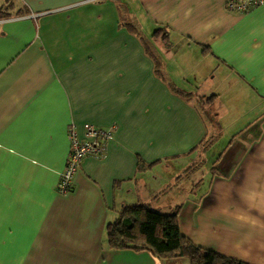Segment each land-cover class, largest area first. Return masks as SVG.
Listing matches in <instances>:
<instances>
[{
    "label": "crops",
    "instance_id": "1",
    "mask_svg": "<svg viewBox=\"0 0 264 264\" xmlns=\"http://www.w3.org/2000/svg\"><path fill=\"white\" fill-rule=\"evenodd\" d=\"M227 1L0 0V264H185L108 248L137 204L264 264V6ZM70 125L114 133L62 194Z\"/></svg>",
    "mask_w": 264,
    "mask_h": 264
},
{
    "label": "trees",
    "instance_id": "2",
    "mask_svg": "<svg viewBox=\"0 0 264 264\" xmlns=\"http://www.w3.org/2000/svg\"><path fill=\"white\" fill-rule=\"evenodd\" d=\"M157 34L163 32H154ZM166 38V35L162 37V41ZM203 102H198L201 109ZM180 209L178 206L167 214L145 204L125 206L117 218L106 225V245L112 251H145L161 262L188 259L189 264H245L196 246L185 238L179 228Z\"/></svg>",
    "mask_w": 264,
    "mask_h": 264
},
{
    "label": "built area",
    "instance_id": "3",
    "mask_svg": "<svg viewBox=\"0 0 264 264\" xmlns=\"http://www.w3.org/2000/svg\"><path fill=\"white\" fill-rule=\"evenodd\" d=\"M226 3L229 11L239 14H246L259 6H264V0H229ZM68 128L70 155L65 169L61 173V181L58 185L59 191L62 194L73 188L75 173L84 159L91 157L99 160L105 155L107 144L111 141L114 133L113 127L105 129L86 125L84 138L79 139L77 128L73 125H70Z\"/></svg>",
    "mask_w": 264,
    "mask_h": 264
},
{
    "label": "rangeland",
    "instance_id": "4",
    "mask_svg": "<svg viewBox=\"0 0 264 264\" xmlns=\"http://www.w3.org/2000/svg\"><path fill=\"white\" fill-rule=\"evenodd\" d=\"M145 31V30H144ZM145 34H147V32H145ZM174 199V198H173ZM163 200L162 199H160V203L162 202ZM186 263L185 264H189V261H188V259L186 260V259H183Z\"/></svg>",
    "mask_w": 264,
    "mask_h": 264
}]
</instances>
